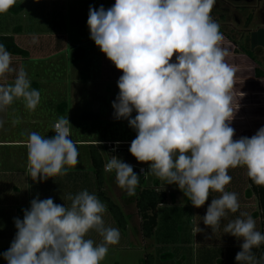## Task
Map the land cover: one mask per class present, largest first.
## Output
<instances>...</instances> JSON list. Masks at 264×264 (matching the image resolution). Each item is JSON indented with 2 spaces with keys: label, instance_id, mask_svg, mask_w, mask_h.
Segmentation results:
<instances>
[{
  "label": "clouds",
  "instance_id": "clouds-1",
  "mask_svg": "<svg viewBox=\"0 0 264 264\" xmlns=\"http://www.w3.org/2000/svg\"><path fill=\"white\" fill-rule=\"evenodd\" d=\"M14 4L15 0H0V14ZM214 4L215 0H115L107 10L90 6L87 19L90 38L123 73L112 107L114 118L127 120L136 132L129 152L148 164L144 175L175 185L194 208L203 207L210 192L219 193L201 218L213 234L229 213L240 209L237 194L226 191L230 168H245L253 184L264 186V126L251 137L233 139L231 124L240 99L234 91L235 68L227 62L231 50L211 17ZM11 64V54L0 43V78L15 72L11 84H0V112L16 100L35 110L39 91L31 87L23 69ZM69 124V118L60 117L52 125L51 138L28 133L23 144L26 172L33 182L65 175L77 165ZM104 171L115 173L117 186L128 196L136 195L140 177L131 164L110 155ZM69 198L70 206L50 197L35 198L23 210L22 220L14 218L17 231L3 253L7 264H101L109 246L119 243V229L104 225L106 206L95 194L82 190ZM93 230L101 243L86 238ZM223 231L243 241L236 264H264V254L258 258L254 252L264 244V233L256 229L251 215L240 211Z\"/></svg>",
  "mask_w": 264,
  "mask_h": 264
},
{
  "label": "rangeland",
  "instance_id": "rangeland-1",
  "mask_svg": "<svg viewBox=\"0 0 264 264\" xmlns=\"http://www.w3.org/2000/svg\"><path fill=\"white\" fill-rule=\"evenodd\" d=\"M21 1L15 0V3L19 4ZM31 1L36 4V7L39 4V32L59 31L67 44V46L65 45L62 48V50L64 49V53L61 54L62 57L48 59L51 56H48L47 53L50 54L49 52L52 51L50 45L41 46L39 43V50L44 49L43 53L47 55L44 58L47 62L39 65V74L41 75V78H39L41 89L39 91V105H41L39 107V115L44 120L42 131H47L49 125H53L55 120L60 118L61 114L59 116L55 114L49 115V112L53 113L57 105L64 99L63 102H67L70 106L69 114L73 119L74 134L80 140L112 141L134 139L136 132L129 126L128 121L116 120L113 115L112 103L119 93L117 81L123 73L96 46L95 42L90 38V31L87 25L90 6L94 9L103 6L107 10L114 5L115 0ZM31 3H28L30 10ZM22 16L20 14V17ZM211 17L219 25V30L224 36V45L231 50L232 55L227 62L234 66L236 73L234 91L237 98L240 99V108L231 124L235 130L233 139H238L242 136L251 137L260 127L264 126V81H262L263 83L261 81L257 83L255 78L257 66L264 71V0H215ZM16 22L18 24V19ZM66 54L68 55L67 60L65 59ZM74 57L80 59L81 63L75 62L73 60ZM84 58L86 59L83 61ZM175 59L176 54H174L172 62H175ZM101 65H106V70L101 68ZM50 103L53 106L51 107L52 110L49 111ZM135 115L136 113L133 112L132 117L134 118ZM122 145L125 146L120 152L122 157L119 156V158L122 160L127 157L132 158L129 152L130 144ZM108 151L107 157L110 158L112 153H110L111 150L109 148ZM73 173V170H69L67 173L69 176H65L72 178ZM228 174L232 179L230 185L226 186V191L237 194L240 209L235 214L229 213L214 234L210 228L202 223V220L196 215L197 208H194L188 200L184 203L181 202L183 201L182 199L178 201L180 205L174 203L170 207L174 208L171 209L168 216L170 219L171 215L174 229L177 230L179 226L182 234L186 235V240L191 235V229L195 231L192 241H195L196 245L185 251L186 254L188 252L192 254L194 264H207V262L210 264H236L235 256L237 252L241 251L240 244L243 241H238L237 238L226 234L223 231V226L228 220L238 216L240 211L251 215L255 221L256 229L261 232V212L256 196L254 194L248 195L250 183L246 169L243 167L230 168ZM71 178L68 179V182ZM154 178H150L151 183ZM48 188L51 192L45 193L46 198H52L56 204L61 200L66 202L64 199H70L69 195L71 193L77 194L80 192H75V187L71 185ZM159 188V191L166 190L170 192L169 190H171L164 185V181ZM103 190L113 203L119 206L121 211L124 210L128 216L133 218L128 221L131 224V228L134 229L132 236L135 237L134 234H136L139 240L145 239L141 232L142 220L140 215L137 214L138 211L134 200L128 202L129 198L126 196V191L120 189L115 182L112 185L110 183L107 184ZM176 190L177 192L174 193L172 191L173 193H170L173 195L178 194V192L183 194L179 189ZM211 193L213 195L209 196V203H205V207H208L212 198L220 195L215 192ZM70 205L71 202L67 206ZM167 205H170L169 200L165 202L162 208L158 207L157 214L159 217L165 211ZM205 213L206 210L200 214L203 217ZM162 218L160 219L161 222ZM103 221L105 222V220ZM105 226L110 227L108 222ZM199 227L202 229L201 232H199ZM5 236L10 238L8 232L5 233ZM176 236H180V234L177 233ZM208 237L211 238L209 239ZM92 240L94 244L102 242L99 234L93 235ZM9 247L10 245L0 247V264H7L3 258V253ZM213 248L217 251L213 250L210 252L209 250ZM131 249V251L124 250L123 254L120 251L115 252L117 255L112 253L113 261L111 257L109 261L105 257L101 264H145L143 261L144 253L137 251L134 247H131ZM254 252L258 257L260 248L254 249ZM138 253H140V256H138ZM208 255L211 259H209ZM189 259L188 255L183 261Z\"/></svg>",
  "mask_w": 264,
  "mask_h": 264
},
{
  "label": "crops",
  "instance_id": "crops-1",
  "mask_svg": "<svg viewBox=\"0 0 264 264\" xmlns=\"http://www.w3.org/2000/svg\"><path fill=\"white\" fill-rule=\"evenodd\" d=\"M29 2H32L30 4L31 10L28 8ZM15 4L16 6H22L23 10L22 12H20V14H22L23 16L20 17L19 14L13 18L14 14H11L9 12L0 14V39L11 38L19 49L26 51V53L28 54L27 57L11 55V66L17 70L23 69L30 79L31 87L40 91L41 89L39 85V78H41V75L39 74V65H43L45 62H47V60L44 59L47 55L51 56L48 59H56L62 57L61 54L64 53V49L62 50V48L65 45L67 46L66 40L61 32L56 30L55 32H52L50 30V32L47 33L39 32V4L36 7V4H33V1L31 0H22L21 3ZM13 19L15 22L13 21ZM17 19L18 24L16 22ZM34 38L36 42H33ZM39 43L41 44V46L46 44L50 45V49L52 50L49 52L50 54L47 53V55H44V49L39 50ZM6 44L9 43H5L4 46H6ZM67 57L68 55L66 54V60ZM85 59L86 58H84L83 61ZM78 63H81V61H78ZM105 66L101 65V68H105L106 70ZM14 78L15 72L7 73L6 79L0 78V84H11ZM256 81L257 83H259L258 81L262 82L264 80ZM63 101L64 99L57 105L56 110H54L53 113L50 111L52 110L51 107L53 106V104L50 103L49 115L55 114L59 116V114H61L60 117L69 118L70 138L77 145L78 163L75 167L69 168L67 173L69 172V170H73L74 173L72 176H75V178L66 177L65 175H69L65 174L47 179L44 182H33L30 176L27 175V149L24 146L23 142L27 140L28 133L37 132L41 136L47 138H51L55 135V133L52 131L51 124L49 125V129L47 131H42L44 120L39 115V107L41 105L38 104L35 110L29 111L25 108L22 100H16L4 112H0V119H3L4 121L3 128H0V247L10 245V243L14 239L15 233L17 231L14 226V218H20L21 220L23 219V210L30 208L31 200L35 198L46 199L45 193L51 192L48 187H66L68 185H71L72 187H75V192L87 190L90 194H95L97 196L96 178L91 161L92 150H95L100 154L105 164L109 159L107 157V153L109 151L106 147L108 143H115L119 141V145L131 144V141L133 140H80L74 134L73 119L69 114L70 106L67 102ZM59 106L61 108L60 110L58 108ZM57 120H55V122ZM13 121H16V123H13ZM110 153H112L111 155H115L118 158L120 155H122L121 153H113L112 151ZM123 161L131 164L136 173H138V175H140L144 179L145 188L155 189L159 191V187L163 185V181L158 178H154L155 176L150 173L144 175L145 173L149 172V166L147 163L138 162L133 156L132 158H124ZM78 169L79 171L77 172ZM140 169H145V172L139 173ZM151 177L154 178L152 183L150 182ZM70 178L71 180L68 182V179ZM114 182L116 183L114 172L106 173L104 171V188L107 186V184L110 183L112 185ZM164 185H166L168 189H171L169 190L171 193L177 192L176 189L178 188L175 185H167L165 181ZM164 192L167 191L164 190ZM170 192H167V194L169 195L168 200L170 202V205L166 206L165 211L161 213L160 217L157 214L158 227L151 239L139 240V238L136 237V234H134L136 238L132 236L134 229L131 228V224L128 221L133 218L131 216H128L123 209L122 212L124 213L127 220V228L125 231H121L115 220L112 222L113 218L106 207V211L102 217V219L105 220V225L108 222L110 227L117 228L120 232L119 243L113 246H109V254L106 255V260L109 261L110 257L112 259V253L117 255V253L115 252L120 251L123 254L124 250L131 251V247H134L137 249V251L139 250L140 252L144 253L143 261L145 262L147 260L146 262L148 264H182V262L183 264H194V261H192V254L189 252V254H186L185 251L190 249L192 246L195 247L196 242L192 241V238L195 235V231H192L191 229V235H189L190 238L187 237L188 240H186V235L184 233L182 234L181 228L179 226L177 230L174 229L172 224L173 222L171 221V215L170 219L168 217L171 209H174L170 207H172L174 203L180 205L178 201L182 199L183 201L181 202H187V198L179 192L176 195H173ZM73 194L74 193H71L69 197H72ZM75 195L76 194H74L73 196ZM211 195L213 194L210 192L209 196ZM128 198V202L130 200L133 201V198L131 196H128ZM64 200H66V202L61 200L57 202V204L67 206L71 202V199ZM206 203H209V201H206ZM163 205H160L159 207L162 208ZM187 210L190 211L188 208ZM204 210H207V207L203 206L201 208H197L196 215L200 219L202 218L200 213H202V211ZM161 217H163L162 222L160 220ZM7 232L9 233L10 238L8 236H5V233ZM94 232V230L90 231L86 238L92 239L93 235H98V233L95 232V234ZM177 233H179L180 236H176ZM213 250L216 249L213 248L209 251L212 252ZM188 255L190 259L183 261V259H185ZM138 256H140V253H138ZM209 259H211V257H209ZM207 264L210 263L207 262Z\"/></svg>",
  "mask_w": 264,
  "mask_h": 264
},
{
  "label": "trees",
  "instance_id": "trees-1",
  "mask_svg": "<svg viewBox=\"0 0 264 264\" xmlns=\"http://www.w3.org/2000/svg\"><path fill=\"white\" fill-rule=\"evenodd\" d=\"M23 8L22 6H13L11 9H9V13L14 15H19L20 12H22ZM6 44L5 48L11 55L21 56V57H27L28 54L26 51H23L19 49L13 39L11 38H1L0 43L3 45ZM254 59V58H252ZM75 62L80 61L78 58H73ZM255 78L257 80H264V73L261 70L260 67L257 66L255 69ZM59 110L61 109L60 106L58 107ZM91 161L93 166L94 175L96 178L97 183V190H98V198L100 201H102L111 215L113 216V219L117 223L119 229L122 231H125L127 228V220L122 213L121 209L118 205L112 202V200L105 194L103 188H104V162L102 157L98 152L95 150H92L91 152ZM133 171L136 173L135 169ZM138 175V173H136ZM140 177L138 186L136 188V195L131 196L136 204V208L138 211V214L141 217L142 225H141V232L142 236L145 239H151L154 234L155 230L158 227V215H157V209L160 205L165 204V202L169 199L168 195L164 191H157L155 189H147L145 188V181L144 179ZM115 177V173H114ZM250 183V191L248 192V195L254 194L258 200V205L260 208V218H261V233H264V186H257L252 183V181L249 178ZM264 254V244L260 246V253L258 255V258ZM147 261V260H146ZM145 261V264H148Z\"/></svg>",
  "mask_w": 264,
  "mask_h": 264
},
{
  "label": "built area",
  "instance_id": "built-area-1",
  "mask_svg": "<svg viewBox=\"0 0 264 264\" xmlns=\"http://www.w3.org/2000/svg\"><path fill=\"white\" fill-rule=\"evenodd\" d=\"M125 145H119L118 148L116 146L115 143H112V144H107L106 147H108L111 151L113 148H115V151H112L113 153H120L122 151V148L124 147ZM139 173H141V169L139 170ZM143 173H144V169H143Z\"/></svg>",
  "mask_w": 264,
  "mask_h": 264
}]
</instances>
